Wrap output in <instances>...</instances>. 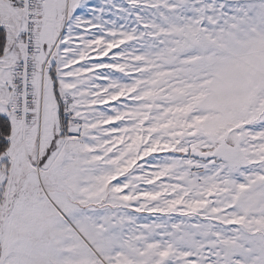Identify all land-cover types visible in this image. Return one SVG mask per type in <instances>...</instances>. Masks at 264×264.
I'll list each match as a JSON object with an SVG mask.
<instances>
[{
    "label": "snow or ice",
    "instance_id": "1",
    "mask_svg": "<svg viewBox=\"0 0 264 264\" xmlns=\"http://www.w3.org/2000/svg\"><path fill=\"white\" fill-rule=\"evenodd\" d=\"M0 264H264V0H0Z\"/></svg>",
    "mask_w": 264,
    "mask_h": 264
}]
</instances>
